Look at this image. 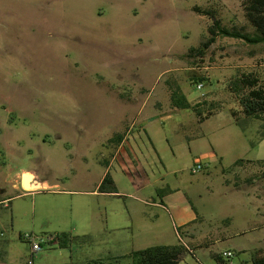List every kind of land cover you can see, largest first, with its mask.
<instances>
[{
    "label": "rangeland",
    "instance_id": "1",
    "mask_svg": "<svg viewBox=\"0 0 264 264\" xmlns=\"http://www.w3.org/2000/svg\"><path fill=\"white\" fill-rule=\"evenodd\" d=\"M195 7L253 32L243 0H0V215L14 251L33 231L73 238L35 254L50 264H131L116 258L177 243L180 264L264 256L263 123L243 131L228 91L240 72L264 81V43L220 36L187 56L212 24ZM170 86L219 109L201 121L165 100ZM212 151L222 164L192 172ZM23 171L49 185L26 194L13 186ZM104 173L118 193L99 191Z\"/></svg>",
    "mask_w": 264,
    "mask_h": 264
},
{
    "label": "trees",
    "instance_id": "2",
    "mask_svg": "<svg viewBox=\"0 0 264 264\" xmlns=\"http://www.w3.org/2000/svg\"><path fill=\"white\" fill-rule=\"evenodd\" d=\"M243 7L245 18L253 28L252 33L247 32L244 27L227 26L218 17L216 11L211 8H193L198 14L208 16L212 20V24L208 27L207 37L198 47L191 48L187 56L203 54L220 36L242 39L250 44L264 43V0H243ZM204 80L205 78L193 79L195 82ZM171 87L170 97L172 107L192 108L200 117L201 121L207 119L213 112L219 109V105L217 106L218 103L210 102L211 100L208 99L189 101L181 92L180 88ZM228 91L237 98L240 106V110L231 109L235 123L245 131L253 120L262 122L263 124L261 125L259 134L261 139L264 138V81L255 72H240L229 81ZM202 107L208 109L206 116L202 115ZM262 163L264 167V161ZM243 165L244 162L239 159L233 166ZM99 191L102 193H118L117 186L109 173L103 178L99 186ZM50 235L55 238L54 242H50L51 247L66 248L73 240L67 232L53 233ZM187 251V248L180 243L174 245H153L141 250H134L128 255L116 258V262L121 258H128L131 264H180V261ZM214 257L218 260L219 264H228L227 261L233 256L225 258L228 260H224L223 255L222 257L220 255H214ZM251 264H264V256L261 254L257 255L253 258Z\"/></svg>",
    "mask_w": 264,
    "mask_h": 264
},
{
    "label": "crops",
    "instance_id": "3",
    "mask_svg": "<svg viewBox=\"0 0 264 264\" xmlns=\"http://www.w3.org/2000/svg\"><path fill=\"white\" fill-rule=\"evenodd\" d=\"M139 92H141V90ZM165 93H166V99L165 100L170 98V101H171V97H170L171 90H170V88L166 89ZM156 105L157 106L161 105L160 101H157ZM114 137H117L118 139H120V145L118 147L121 148L123 142L125 141V138L127 137V135H124V137H123L122 135L117 134ZM218 157H219V162L222 164V162L224 161V157H223V155L219 156L217 151H212L209 154V158L207 156H205L204 158H201V159H203V161L205 162V168H209L211 166V164L213 162H215ZM237 160H239V159H234L232 164L234 165V163ZM196 161H197V159L194 160L193 165L195 164ZM26 173L32 174L33 177L26 175ZM105 173H104V175H105ZM104 175H103V177H104ZM24 176L26 178H29V180H31L33 178L30 181L32 188L30 190H26L25 191L26 194L35 192L37 187L42 188V186H48L49 185V183L47 181H43V182L38 181L36 174H34L30 171H23L21 173L20 178H19V176H17L19 178V180L17 178L13 186L14 187H18V186L24 187L23 186ZM163 197H165V196L164 195L162 196V199L160 202H156V201L152 202V205L157 206L159 208H165V206H166V203H165L166 199L165 198L166 197L165 198H163ZM7 200H8L7 198H3L2 196H0V208H2V207L8 208L9 207L7 205ZM187 227H188L187 232H189L192 229V225L188 224ZM0 232H4V236L3 237L0 236V264H50L49 261H48V263H43L42 260L44 258V255L40 254L38 257H36L35 254H32L31 244L22 238V234H24L22 232L19 233V240L21 241V243H23V245H26V246L21 245L20 248L17 249V251H14V247L11 244H9L10 239L7 236L8 235V228H7L6 220L1 215H0ZM27 232H25V233H27ZM28 233L35 234L33 231H29ZM56 233H58V232H56ZM49 234H53V233L41 234L38 236H49ZM35 259H37V262ZM66 262H64V263H66Z\"/></svg>",
    "mask_w": 264,
    "mask_h": 264
},
{
    "label": "built area",
    "instance_id": "4",
    "mask_svg": "<svg viewBox=\"0 0 264 264\" xmlns=\"http://www.w3.org/2000/svg\"><path fill=\"white\" fill-rule=\"evenodd\" d=\"M204 87V84L202 82H198L197 88L202 89ZM205 168V162L203 159H197L195 164L193 165L192 172L196 173L201 170H204ZM0 236H4V232H0ZM22 238L26 241H28L31 244V250L32 254H36L44 249L46 246H51L50 242H54L55 238L54 236H36L35 234L32 233H24L22 234ZM235 252L233 250H228L223 252V257L224 258H229L234 256Z\"/></svg>",
    "mask_w": 264,
    "mask_h": 264
},
{
    "label": "water",
    "instance_id": "5",
    "mask_svg": "<svg viewBox=\"0 0 264 264\" xmlns=\"http://www.w3.org/2000/svg\"><path fill=\"white\" fill-rule=\"evenodd\" d=\"M33 179V178H32ZM31 179V180H32ZM31 180H29L28 178H26L25 176H24V179H23V186H24V188L26 189V190H30L31 188H32V186H31V184H30V181Z\"/></svg>",
    "mask_w": 264,
    "mask_h": 264
},
{
    "label": "bare ground",
    "instance_id": "6",
    "mask_svg": "<svg viewBox=\"0 0 264 264\" xmlns=\"http://www.w3.org/2000/svg\"><path fill=\"white\" fill-rule=\"evenodd\" d=\"M29 179V178H28Z\"/></svg>",
    "mask_w": 264,
    "mask_h": 264
}]
</instances>
